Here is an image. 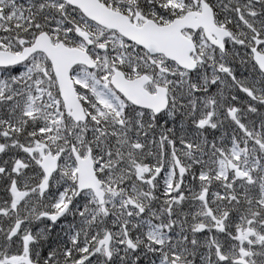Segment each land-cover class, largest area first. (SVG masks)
I'll use <instances>...</instances> for the list:
<instances>
[{
    "label": "snow or ice",
    "instance_id": "1",
    "mask_svg": "<svg viewBox=\"0 0 264 264\" xmlns=\"http://www.w3.org/2000/svg\"><path fill=\"white\" fill-rule=\"evenodd\" d=\"M0 264H264V0H0Z\"/></svg>",
    "mask_w": 264,
    "mask_h": 264
}]
</instances>
